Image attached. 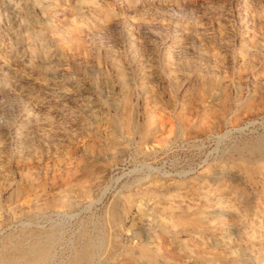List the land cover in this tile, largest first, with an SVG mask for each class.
<instances>
[{
	"label": "rangeland",
	"instance_id": "rangeland-1",
	"mask_svg": "<svg viewBox=\"0 0 264 264\" xmlns=\"http://www.w3.org/2000/svg\"><path fill=\"white\" fill-rule=\"evenodd\" d=\"M0 264H264V0H0Z\"/></svg>",
	"mask_w": 264,
	"mask_h": 264
},
{
	"label": "bare ground",
	"instance_id": "bare-ground-1",
	"mask_svg": "<svg viewBox=\"0 0 264 264\" xmlns=\"http://www.w3.org/2000/svg\"><path fill=\"white\" fill-rule=\"evenodd\" d=\"M226 207V206H225ZM48 259V258H47Z\"/></svg>",
	"mask_w": 264,
	"mask_h": 264
}]
</instances>
